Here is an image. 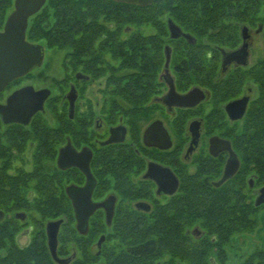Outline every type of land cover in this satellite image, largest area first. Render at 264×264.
Here are the masks:
<instances>
[{
    "label": "flooded vegetation",
    "instance_id": "af4514ba",
    "mask_svg": "<svg viewBox=\"0 0 264 264\" xmlns=\"http://www.w3.org/2000/svg\"><path fill=\"white\" fill-rule=\"evenodd\" d=\"M255 10H251L253 15L245 21L236 24L238 41L233 47L214 43L211 32L207 38L197 39L178 24L193 38H172L168 21L165 40L158 30L149 34L140 31L144 37L156 36L155 41L147 39L142 47L143 78L149 60L157 59L151 72L152 80L143 79L145 92L141 99L129 94L131 90L127 85L137 70L130 61L124 65L123 57L104 51L95 70L87 71L83 63L75 67L70 64L67 48H62L61 61L63 80L69 86L66 92L53 95L49 87L19 85L33 69L0 92V103H5L11 93L27 85H32L35 90L50 91L43 109L28 123H5L0 118V174H4V179H0V190L15 191L0 200V225L15 233V244L20 251L45 255L46 262L37 263L33 257L31 264H64L55 260L49 247L47 226L56 220L61 221L57 256L70 259L67 264H118L121 256L132 261L137 245L133 237L126 238L133 232L124 231V227H131L135 220H143L152 226L159 222L157 210L161 209L168 218L175 216L176 201L186 176H195L203 169L205 181L213 187H221L238 174L241 157L234 138L261 97L256 68L264 58L254 61L252 56L255 35H264V23L260 20L264 16V7ZM106 25L116 29L113 22ZM133 30L132 26L125 27L121 38L127 39ZM245 44L247 62L233 60L225 64L224 52L238 51ZM195 47L202 52V74L190 66V51ZM45 57L44 50L43 63ZM114 59L121 61L116 64ZM82 60L85 62L86 57ZM102 78L106 79L105 87L98 92L102 94L103 102L96 100L95 104L100 108L96 112L91 98H85V94L88 85ZM231 79H235L236 85L228 90L226 83ZM172 89L178 94L191 92L200 97L194 98L192 105L180 106L166 101ZM244 99L246 105L240 117L237 107L229 111V104ZM47 105L60 110L58 124L50 125L41 119ZM138 117L145 121L144 125L137 123L135 118ZM213 137L229 140L240 161L238 171L219 186L216 183L224 174L230 152L213 146V153ZM110 139L114 141L109 142ZM27 150L31 152V168H26L20 160ZM16 160H20L21 165L16 166ZM48 162L53 165H47ZM116 165L121 168L120 173ZM244 183L243 187L237 186L243 192L247 191V201L239 203L264 205L255 204L258 191L264 186L257 184L256 175H247ZM86 186L89 187L86 194H79L75 199L73 190L83 191ZM106 201L111 208L110 217L106 206H98L88 217L86 232L80 231L75 204L94 205ZM52 206L58 208L55 216L49 215ZM184 234L189 251L197 243L207 244L208 234L198 226L186 227ZM149 236L160 239L157 231ZM102 237L104 240L99 244ZM20 238H26L23 245L19 243ZM34 242L40 246L33 247ZM9 249V245L0 248V260L8 255ZM166 256L170 258L166 260ZM179 258V251L171 253L170 249L160 247L148 264H182ZM145 259L144 264H147L148 256ZM209 261L212 264L211 257ZM0 264L7 263L1 261Z\"/></svg>",
    "mask_w": 264,
    "mask_h": 264
},
{
    "label": "trees",
    "instance_id": "16d2710c",
    "mask_svg": "<svg viewBox=\"0 0 264 264\" xmlns=\"http://www.w3.org/2000/svg\"><path fill=\"white\" fill-rule=\"evenodd\" d=\"M13 7L14 0H0V30ZM261 7H264V0H154L148 6L115 0H48L29 19L27 39L34 43L44 41L49 47L67 48L70 64L75 67L83 63L87 71L94 69L104 51L123 57L124 65H127L126 61H130L137 69L130 85H127L131 90L129 94L135 99H141L145 92L143 79L151 81V72L157 65L156 58L149 60L145 64L146 74L143 78L140 65L142 47L147 39L155 41L156 36L144 37L139 31L133 30L127 39H122L120 35L124 27H133L134 24L143 22L153 23L165 40L168 35L167 21L172 19L197 39H204L211 32L210 38L214 43L233 47L238 41L236 24L253 15L252 9L259 10ZM260 20L264 23L263 15ZM109 22L115 23L116 29L108 28L106 23ZM201 53L197 47L190 51V66L193 65L200 73L204 71ZM83 57H86L85 62ZM256 70L261 97L257 105L250 109L244 128L234 138L235 148L241 157L238 174L221 187L209 185L204 179L203 169H199L195 176H186L176 201L177 212L173 213L175 216L168 218L164 209H161L157 210L159 222L152 226L143 220H135L131 222V227L122 228L133 232L128 233L126 238L133 237L137 247L132 261L121 256L118 264H144L145 256H148V261L145 262L148 264L160 247L170 249L171 253L177 250L183 259L194 264H210V257L222 264L226 256L224 247L231 237L255 229L257 222L251 215L257 207L248 203L241 207L237 205L245 197L238 186H245L247 175L255 174L257 184L264 185V62ZM235 85V79L226 83L228 90H232ZM116 169L119 173L122 171L118 165ZM0 179H4L2 172ZM49 183L46 180V185ZM11 193L0 190V200ZM234 199L235 204L232 203ZM50 209L49 215H57L55 212L58 208L52 206ZM189 226H198L208 234L206 245L197 243L189 251V244L184 239V231ZM154 231L159 233L160 239L149 236ZM14 235L13 231L0 225V248L10 246L8 255L0 262L31 264L33 257L37 263L46 262L42 252L37 254L20 251L15 244ZM34 243L33 247L40 246ZM244 264H264V249L253 252Z\"/></svg>",
    "mask_w": 264,
    "mask_h": 264
},
{
    "label": "water",
    "instance_id": "95a60500",
    "mask_svg": "<svg viewBox=\"0 0 264 264\" xmlns=\"http://www.w3.org/2000/svg\"><path fill=\"white\" fill-rule=\"evenodd\" d=\"M47 0H14V9L7 16L3 28L0 30V92H2L12 81L27 74L36 66H40L44 59V47L41 43L30 42L27 39V29L29 26V19L38 13L45 5ZM125 2L128 4L148 6L154 0H115ZM168 26L172 38L185 37L191 40L193 37L189 33H185L172 20H168ZM246 37V36H245ZM246 44L242 49L232 52H224L225 64L235 60L239 63L247 62ZM169 60V53L167 52V61ZM50 91L49 89L35 90L32 85H27L15 90L11 93L5 103H0V118L5 123H28L31 118L39 110L43 109L45 100ZM199 95L194 93L178 94L173 89L168 93L166 101L180 106H188L195 103L194 98L198 99ZM170 99V100H169ZM245 99L229 104L228 109L233 107L238 108L239 117L245 107ZM73 110V107L71 111ZM238 117V116H236ZM114 140H109V142ZM213 146H219V149H226L230 152V158L226 164V168L222 178L216 183L217 186L224 183L231 178L239 169L240 161L231 147L229 140H222L218 137L211 139V151L213 153ZM62 162V154L59 156V164ZM89 187L83 191L73 190L75 199H78L79 194L85 195ZM76 202V201H75ZM264 203V186H262L256 198V205ZM98 206H106L108 215H111V208L108 206V201L90 205L87 203H76L75 208L78 216V228L82 232L87 230V220L91 212ZM61 221H52L47 226L48 241L51 253L56 261L67 264L70 259H61L57 256V236ZM104 240L102 237L99 244ZM212 264H217L212 258Z\"/></svg>",
    "mask_w": 264,
    "mask_h": 264
},
{
    "label": "rangeland",
    "instance_id": "374dc122",
    "mask_svg": "<svg viewBox=\"0 0 264 264\" xmlns=\"http://www.w3.org/2000/svg\"><path fill=\"white\" fill-rule=\"evenodd\" d=\"M13 9L14 7L10 10L9 14L12 12ZM133 27L135 31H139V32L141 31V33L143 34L153 33L158 30L153 23H148V22L147 23L143 22L141 24H134ZM128 36L129 35H126V37ZM205 38H207V36H205L204 39ZM40 43L44 45V50L46 55L44 63L40 67L33 68L30 76H28L27 79H25L19 85L32 84L36 88L49 87L52 90L53 95L59 94L60 92L62 93L66 92L69 89V86L67 85L68 83H66L63 80V74H62L63 69H62L61 61L63 58L62 56L64 54L63 49L57 47H49L48 45L46 46V43L44 41ZM263 58H264V35L263 34L255 35L253 39L252 60L256 61V59L259 60ZM112 61L118 64L119 61H121V59L120 60L114 59ZM105 83H106L105 78L94 81L92 84L88 85L85 94V98L87 99L91 98V102L95 106L96 112H99L100 110L99 106H96L95 104L96 100L99 101V103L103 102L102 94L98 92V89L104 88ZM255 93L256 91L254 92V95ZM4 99L5 97L3 98V101ZM59 116H60V110L54 108L53 105H47L45 107V111L41 115V119H43L44 122H47V124L56 125L58 124ZM135 119L138 124L140 125L145 124V121L141 120L139 117ZM243 128H244V124L242 126H239V130ZM2 130L3 131L5 130V126L2 127ZM20 160L24 163L26 168H31L33 165L31 161V152H29V150L23 153ZM20 160L15 161L16 166L21 165ZM46 164L47 165L52 164V162H48ZM246 193L247 191L244 192V194ZM243 200H245L244 202L247 201L246 196L244 197ZM232 201H233L232 203L235 204L236 200L234 199ZM237 206L241 207L242 203H238ZM251 216L252 218L255 219V222H257L255 229L249 232L237 233L231 237L229 243L226 244L224 247L226 256L224 260L225 263L223 262L222 264H244L246 259L253 252L264 249V205L257 207V210L254 211V214H252ZM25 242H26V238L19 239L20 244L23 245ZM169 258H170L169 256H166V260H168ZM179 262H181L182 264L187 262V260L183 259L182 254H180Z\"/></svg>",
    "mask_w": 264,
    "mask_h": 264
}]
</instances>
